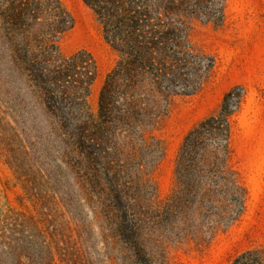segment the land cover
<instances>
[{
  "label": "trees",
  "instance_id": "obj_1",
  "mask_svg": "<svg viewBox=\"0 0 264 264\" xmlns=\"http://www.w3.org/2000/svg\"><path fill=\"white\" fill-rule=\"evenodd\" d=\"M82 1L116 53L96 113L93 55L59 48L75 22L61 0H0V157L20 190L19 207L0 192V264H166L169 245L207 243L246 209L232 165L241 89L183 137L171 193L157 198L151 179L169 101L197 93L214 67L192 48V24L221 25L226 0ZM230 264L264 260L245 251Z\"/></svg>",
  "mask_w": 264,
  "mask_h": 264
},
{
  "label": "rangeland",
  "instance_id": "obj_2",
  "mask_svg": "<svg viewBox=\"0 0 264 264\" xmlns=\"http://www.w3.org/2000/svg\"><path fill=\"white\" fill-rule=\"evenodd\" d=\"M61 2L75 20L72 29L59 38L62 55L87 51L98 66L99 76L88 100L90 111L96 113L100 88L116 53L105 42L95 14L82 0ZM189 40L195 52L214 60V67L197 93L171 98L167 114L155 127L162 147V156L151 169L156 196L163 199L174 187L175 158L183 137L219 110L227 92L241 89L242 106L232 117V165L240 173L248 197L245 212L236 222L217 230L207 243L184 240L169 245L165 262L230 264L245 251H256L264 260V0H226L224 22L194 21ZM0 192L2 204L19 207L16 197L20 190L2 157ZM93 198L95 206L112 214L108 202Z\"/></svg>",
  "mask_w": 264,
  "mask_h": 264
}]
</instances>
